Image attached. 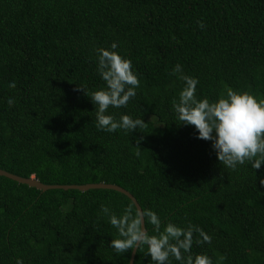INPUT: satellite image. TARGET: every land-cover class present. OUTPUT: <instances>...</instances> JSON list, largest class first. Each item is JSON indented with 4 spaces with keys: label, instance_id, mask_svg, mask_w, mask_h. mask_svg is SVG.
Here are the masks:
<instances>
[{
    "label": "trees",
    "instance_id": "trees-1",
    "mask_svg": "<svg viewBox=\"0 0 264 264\" xmlns=\"http://www.w3.org/2000/svg\"><path fill=\"white\" fill-rule=\"evenodd\" d=\"M113 43L140 87L106 114L141 118L142 130L98 129L79 88L106 87L97 50ZM182 75L198 80V100L228 89L264 99V0H0V169L45 184H117L161 230L170 222L211 236L197 244L194 233L193 256L264 264V163L229 169L211 141L179 123ZM101 205L117 216L136 208L114 189L42 191L0 175V264H129L132 250L111 248L120 237ZM146 253L133 264H154Z\"/></svg>",
    "mask_w": 264,
    "mask_h": 264
},
{
    "label": "clouds",
    "instance_id": "clouds-1",
    "mask_svg": "<svg viewBox=\"0 0 264 264\" xmlns=\"http://www.w3.org/2000/svg\"><path fill=\"white\" fill-rule=\"evenodd\" d=\"M200 28L203 21L197 22ZM100 48L98 52V72L106 87L92 92L83 89L96 107L97 128L107 132L122 129L131 132L144 129L147 123L141 118L133 119L129 115H121L117 120L113 115L106 114L109 107H126L137 93L140 80L132 70V62L122 57L114 49ZM177 64L173 74L180 73ZM185 87L179 93V102L173 107L179 123L192 125L198 131L199 139L212 142L218 161L225 167L235 170L238 165L246 162L253 169H259L264 163V99H257L249 92L226 90L215 102L207 98H196L198 80L186 75L180 77ZM14 88L15 82L9 83ZM11 107L15 101H7ZM140 139H143L141 137ZM139 147V140L137 145ZM139 156V151L136 152ZM264 184V178L260 180ZM101 212L109 217L110 224L117 229L119 237L112 239L111 248L117 255L147 246V253L154 264H171V259L179 264H212L210 257L204 254H192L194 233H199L197 244L211 243V236L201 228L189 225L186 229L167 223L161 230V219L152 210L135 208L128 205L122 215L113 214L106 205H101ZM153 226L155 234L149 235L145 223ZM16 264H23L17 260Z\"/></svg>",
    "mask_w": 264,
    "mask_h": 264
},
{
    "label": "water",
    "instance_id": "water-1",
    "mask_svg": "<svg viewBox=\"0 0 264 264\" xmlns=\"http://www.w3.org/2000/svg\"><path fill=\"white\" fill-rule=\"evenodd\" d=\"M0 175L6 176L8 178H11L17 182L20 183H24L30 186H34L42 191H45L47 189H51V188H74V189H79V190H87L89 188H109V189H114L116 191L122 192L125 195H127L134 203V205L136 206V208H141L140 204L138 203V201L136 200V198L132 195V193H130L128 190H126L125 188L117 185V184H112V183H86V184H71V185H60V184H45L41 181H39L38 179L34 178V177H22V176H18L16 174H13L11 172H8L6 170L0 169ZM136 250L133 249L131 251V255H130V259H129V264H133V259H134V255H135Z\"/></svg>",
    "mask_w": 264,
    "mask_h": 264
}]
</instances>
